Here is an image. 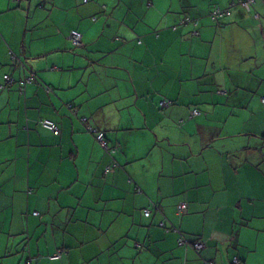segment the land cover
Masks as SVG:
<instances>
[{
  "label": "crops",
  "instance_id": "0c3cea01",
  "mask_svg": "<svg viewBox=\"0 0 264 264\" xmlns=\"http://www.w3.org/2000/svg\"><path fill=\"white\" fill-rule=\"evenodd\" d=\"M263 97L264 0H0V264H264Z\"/></svg>",
  "mask_w": 264,
  "mask_h": 264
},
{
  "label": "built area",
  "instance_id": "2783aa9c",
  "mask_svg": "<svg viewBox=\"0 0 264 264\" xmlns=\"http://www.w3.org/2000/svg\"><path fill=\"white\" fill-rule=\"evenodd\" d=\"M230 12L229 11H224V10H220V9H217V10H215L213 13H212V18H218V17H221V16H223V15H227V14H229ZM71 40H72V42L73 43H75V44H77V43H81V40H82V33H80L79 31H77V30H73L72 32H71ZM263 102H264V97H263ZM194 112H197V111H194ZM43 125L46 127V128H48V129H50V130H57V125L53 122V121H51V120H49V119H45V120H43ZM98 138H99V140L100 141H103V133H100L99 135H98ZM183 207H185V205H182L181 206V208H183ZM149 211H147L146 212V215H149ZM37 214V213H36ZM185 242V240H183V239H181V241H180V243H184ZM194 246H195V248H196V250H200V249H202L203 248V246H204V244L201 242V241H199V240H197L195 243H194ZM60 257V253H57V254H55V255H53L51 258L52 259H57V258H59ZM205 264H214V263H212L211 261H209V262H206ZM234 264H238V260L237 259H235L234 260Z\"/></svg>",
  "mask_w": 264,
  "mask_h": 264
},
{
  "label": "trees",
  "instance_id": "16d2710c",
  "mask_svg": "<svg viewBox=\"0 0 264 264\" xmlns=\"http://www.w3.org/2000/svg\"><path fill=\"white\" fill-rule=\"evenodd\" d=\"M238 2L239 3H243V4H253L254 2H255V0H238ZM217 9H220V10H224V11H229L228 9H221L220 7H216L212 12H211V17H212V13L215 11V10H217ZM226 16V14L225 15H223V16H221V17H218V18H212L213 20H215V21H217V20H220V19H222L223 17H225ZM70 35H71V33H70ZM72 41V40H71ZM13 60H18V58L16 57H13ZM4 79L6 80V82H8L7 84H13L15 81H16V79L14 78V77H12L11 75H9V74H7V75H5L4 76ZM35 79V75L34 74H31V75H29V76H27V77H25V78H22V79H20L19 81H18V83H20L21 85H20V89H22V90H24V85L26 84V83H28V82H31L32 80H34ZM45 119H49V118H43V119H41L40 120V124L45 128V129H47V130H49V131H51V132H53V133H60V127H59V125H58V123L56 122V121H54V120H52V119H49V120H51V121H53L57 126V130H50V129H48V128H46L44 125H43V120H45ZM100 133H103V132H101V131H98L97 130V134L99 135ZM104 133H103V140H104ZM108 146V144H107V142H106V147ZM37 214H38V212H36ZM150 214V213H149ZM234 264V263H233Z\"/></svg>",
  "mask_w": 264,
  "mask_h": 264
},
{
  "label": "rangeland",
  "instance_id": "374dc122",
  "mask_svg": "<svg viewBox=\"0 0 264 264\" xmlns=\"http://www.w3.org/2000/svg\"><path fill=\"white\" fill-rule=\"evenodd\" d=\"M209 18H210V16H209ZM210 19H211V21H213L212 18H210ZM213 22H214V21H213ZM72 45H74L75 47H79V46L82 45V40H81V43H77V44L73 43ZM259 97H261V96L259 95ZM262 102H263V101H262Z\"/></svg>",
  "mask_w": 264,
  "mask_h": 264
},
{
  "label": "bare ground",
  "instance_id": "6f19581e",
  "mask_svg": "<svg viewBox=\"0 0 264 264\" xmlns=\"http://www.w3.org/2000/svg\"><path fill=\"white\" fill-rule=\"evenodd\" d=\"M57 254V253H56ZM55 255V254H54Z\"/></svg>",
  "mask_w": 264,
  "mask_h": 264
}]
</instances>
